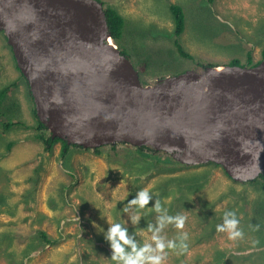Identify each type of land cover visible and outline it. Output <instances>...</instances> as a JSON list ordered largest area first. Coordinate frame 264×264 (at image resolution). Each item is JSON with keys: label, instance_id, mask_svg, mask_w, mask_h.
Segmentation results:
<instances>
[{"label": "water", "instance_id": "water-1", "mask_svg": "<svg viewBox=\"0 0 264 264\" xmlns=\"http://www.w3.org/2000/svg\"><path fill=\"white\" fill-rule=\"evenodd\" d=\"M0 30L53 136L183 149L238 182L264 173V58L224 76L188 69L144 85L98 0H0Z\"/></svg>", "mask_w": 264, "mask_h": 264}, {"label": "rangeland", "instance_id": "rangeland-1", "mask_svg": "<svg viewBox=\"0 0 264 264\" xmlns=\"http://www.w3.org/2000/svg\"><path fill=\"white\" fill-rule=\"evenodd\" d=\"M103 1L115 5L125 16L127 36H132L127 42L130 51L136 54L142 49L144 54L140 58L129 54V59L139 71L141 66L138 62L143 65L144 61L147 63L149 72L143 76L148 86L157 85L163 79L188 69L205 71V66L210 63L228 66L226 64L234 56L244 58L245 48L252 49L255 61L262 59L260 50L264 47V0ZM170 2L180 3L184 8L186 26L181 42L194 55V60L180 56L173 45V23L167 9ZM5 36L0 31V42L1 39L6 40L10 54L11 47ZM1 43L0 50L4 49ZM4 53V50L3 54L0 52V61L5 63H0V90L19 76L16 62ZM24 86L19 82L17 87L11 89L0 107V198L5 197L7 203L0 207V232L13 233L14 237L6 247L10 255L0 252V264H10L13 256L21 264H75L77 259L80 264H116L111 259L109 243L100 239L98 233L104 225L101 220L104 216L108 221L120 223L128 229V234L133 235L132 230L137 225L132 223L130 217L138 214L134 213L137 212L134 207L124 205V209L128 207L127 212L119 210L114 215L111 213L128 193L129 175L123 174L118 162H108L106 157L97 156L88 150L74 152L70 169H67L60 162L59 144L54 146L52 152H47L33 137V130L20 125L6 130L1 125L4 120L22 119L28 125L35 123L32 112L35 104ZM42 112L46 114L44 109ZM9 141H13V144L8 149ZM158 150L183 163L204 164L190 163L191 156L187 150ZM224 172L221 166L214 169L208 184L195 193L194 198L217 200L214 208L225 206L228 201L222 200L221 196L232 181ZM65 184L63 202L59 196L60 188ZM233 184L237 189L246 187L251 196L258 193L252 184L238 181ZM151 185L150 179H144L140 182V190L148 189ZM140 190L137 189V192ZM80 195L88 203L83 202ZM36 228L44 229L57 242L53 245L42 244L24 257L23 250L32 241L26 235L33 233ZM188 228L184 226V229ZM151 235L146 226L137 228L133 236L138 245L142 246L146 241L151 242ZM160 235L165 239L164 234ZM254 240V236L248 234L242 240L233 242L228 239L227 233L219 232L211 241L200 242L187 249L191 252L187 253L186 261H191L197 252L203 255V262H206L205 258H210L216 248L236 254L257 251L258 257V251L264 247L254 246ZM164 251L163 264H167L171 258L167 249Z\"/></svg>", "mask_w": 264, "mask_h": 264}, {"label": "trees", "instance_id": "trees-1", "mask_svg": "<svg viewBox=\"0 0 264 264\" xmlns=\"http://www.w3.org/2000/svg\"><path fill=\"white\" fill-rule=\"evenodd\" d=\"M98 1L102 4L104 9L110 36L120 52L128 58L129 54H132L134 58L144 56L142 49L137 51L136 54L130 51L127 42L132 36H127L128 26L126 24L125 16L115 5L106 3L103 0ZM167 9L172 18L173 26L171 34L173 36L172 42L176 51L180 56L194 60V55L188 51L181 42V35L185 31L186 26V14L183 6L177 2H170L167 4ZM239 47L242 49V46ZM244 50L245 56L243 59L239 55H236L226 65H256L264 58V47L260 50L262 59L257 61L253 58L251 48H245ZM138 64L141 66V70L139 71V74H142V76H140L141 82L144 85H147V80L143 76L145 73L147 74L149 72L147 69V63L144 61V65L140 62H138ZM217 65L218 64L210 63L205 67L211 68ZM15 66L19 71V77L0 90V107L9 91L17 87L20 82L27 87V94L35 104L32 106L35 123L28 125L24 120L17 119L4 120L1 125H3L6 130H9L16 125L33 130V137L42 144L43 150L47 152H52L54 146L59 144L60 162L62 166L67 169H70L69 164L71 163L73 153L78 150L92 151V153L97 156L106 157L108 162H118L121 165L123 174H128L130 180L128 193L114 206V209L111 211L113 215L118 213L119 210H124V205H128V201L135 198L137 189L140 190L141 181L144 179H150L152 185L148 190L152 199L149 201V204L144 209H139L136 205H132L134 210L137 211L134 213L140 215V220L136 224V229L141 227L144 228L152 224L155 227L159 226L158 218L165 215L163 210L161 212H156L153 209V205L159 200L162 209H166L167 215L188 216V219L187 221L185 220L186 223L184 224V226L189 227L188 229H177L174 224H167L161 229L160 234L165 235L166 241L173 240L179 243L178 237L181 233H187V240L185 241L187 249L195 247L197 243L211 241L215 234L219 233L216 230V226L223 223L224 213L231 211L236 213V217L240 221L239 227L243 230L244 236L248 234L253 235L255 238L254 241H258L254 246L258 245V248L264 247V173H261L257 178L251 180V183L250 181L246 182L254 185V188L258 190V193L255 196H251L246 187L237 189L233 184L235 181L224 172L232 181V183L227 186V190L221 196V199H226L228 203L221 208H214L217 200H207L203 198L196 200L194 194L208 184L213 175L214 169L220 167L218 163L206 162L203 165L183 163L171 155L161 154L154 144L132 145L125 141H118L97 147H84L77 142H68L66 137L58 135L53 136L48 129L47 121L41 116L42 105L38 101H34L27 80L16 63ZM12 144L13 141H9L7 148L9 149ZM65 188L66 184L63 188H60L61 194L59 197L63 202H65ZM79 197L83 202L88 203L84 196L80 195ZM0 199L1 207V205L6 202L5 197H1ZM101 220L104 225L101 226L100 229L102 228L104 231H100L98 237L105 240L104 232H106L109 227L106 224L108 219L103 216ZM256 226H258V229ZM136 229L132 230L134 236ZM12 234L13 233H7L5 231L0 232V252H6L10 255L6 247L14 238ZM133 235L129 234V236L136 241V237ZM26 236H29L32 241H30L27 248L23 250L24 257H26L32 249L39 247L42 244L53 245L57 242V239L51 237L47 231L41 228H36L33 233ZM107 243L109 242L107 241ZM166 249L168 256L171 258L167 264H232V262L237 264L243 262L264 264V248L258 251V257L256 255L257 251L250 254H236L228 250L216 248L214 252L212 251L213 255L210 258H205L206 262H203V255L197 252L191 261H186L188 260V256L186 255L188 252L190 253L191 250L181 251L179 248ZM10 264L21 263L14 259L13 256ZM75 264H80L79 259L76 260Z\"/></svg>", "mask_w": 264, "mask_h": 264}, {"label": "clouds", "instance_id": "clouds-1", "mask_svg": "<svg viewBox=\"0 0 264 264\" xmlns=\"http://www.w3.org/2000/svg\"><path fill=\"white\" fill-rule=\"evenodd\" d=\"M152 199L148 189H143L137 192L135 198L128 201V206L136 205L139 209H144ZM156 212H165V215L158 218V227L148 226V230L152 233L151 242H145L142 246L129 236L128 229L122 227L120 223L107 221L109 227L104 232V238L109 242L112 250L111 259L116 264H163L165 249L179 248L181 251L187 250V233H181L178 237L179 243L173 240L165 241L160 235L161 229L167 224H174L177 229H183L186 217L184 215L169 216L166 209H162L160 201L157 200L153 205ZM125 212L128 207H125ZM133 224H137L140 220V215L130 217ZM240 221L236 217L235 212L227 211L223 215V223L216 226L217 232L227 233L230 241H238L244 238V232L239 227ZM258 229V226H256ZM100 231H104L102 228ZM258 241H253V244Z\"/></svg>", "mask_w": 264, "mask_h": 264}, {"label": "bare ground", "instance_id": "bare-ground-1", "mask_svg": "<svg viewBox=\"0 0 264 264\" xmlns=\"http://www.w3.org/2000/svg\"><path fill=\"white\" fill-rule=\"evenodd\" d=\"M182 8V7H181ZM111 42V40H110ZM111 47L114 48L113 43L111 44ZM115 49V48H114ZM201 61V60H200ZM203 69V68H202ZM232 68H230L229 66H217V67H213V69L210 71L211 75L214 76H224L227 73L231 72ZM165 152V151H164ZM208 164V163H207ZM142 174V173H141ZM246 183V182H245ZM251 183V181H250ZM245 208V207H244ZM221 222V221H220Z\"/></svg>", "mask_w": 264, "mask_h": 264}, {"label": "crops", "instance_id": "crops-1", "mask_svg": "<svg viewBox=\"0 0 264 264\" xmlns=\"http://www.w3.org/2000/svg\"><path fill=\"white\" fill-rule=\"evenodd\" d=\"M1 40H2V43H1V42H0V43H1V46L4 47V49H1L0 52L2 51V54H3V50H4L7 56H10L11 59H12V58L14 59L13 52H12L11 50H10V51H11L10 54H9V52H8V48L6 47V46H7V44H6V40H3V39H1ZM5 53H4V54H5ZM0 63H3V62L0 61ZM3 64L5 65V63H3ZM0 68H1V66H0ZM17 77H19V76H17ZM22 85H24V84H22ZM24 87H25V86H24ZM24 89H25V88H24Z\"/></svg>", "mask_w": 264, "mask_h": 264}]
</instances>
